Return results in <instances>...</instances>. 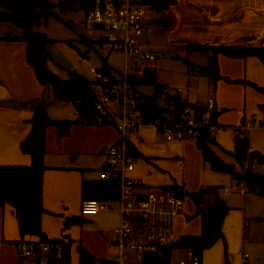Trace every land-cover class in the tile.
Returning a JSON list of instances; mask_svg holds the SVG:
<instances>
[{
  "label": "crops",
  "instance_id": "obj_1",
  "mask_svg": "<svg viewBox=\"0 0 264 264\" xmlns=\"http://www.w3.org/2000/svg\"><path fill=\"white\" fill-rule=\"evenodd\" d=\"M182 2V12L187 21L190 20L191 27H194L190 29L185 25V48L193 44L264 46V0ZM0 9L5 7L0 5ZM192 18H196V23L191 21ZM21 33V26L0 20L1 164L29 165L32 162L31 153L22 149L21 142L31 129L33 102L41 99L46 101V113L51 119L74 120L78 117L72 102L54 100L47 91L45 96V87L27 60L26 41L18 38ZM213 54L208 55L203 62H192L195 66L188 73L197 76L199 83L191 93V98L189 88H183L181 91L186 92V95L178 93L180 99L201 105L208 94H214L216 122L220 125L212 134L214 141L211 146L225 161L235 163L230 151L233 150L237 134L248 137L250 149L264 153V92L247 83L253 81L259 86L264 85L262 61L255 55L233 57L218 52L215 54V63L220 76H215L214 67L211 69V66L207 73L198 72L197 66L211 64L210 57ZM106 66L113 75L119 71L115 72L109 65ZM225 76L240 80L228 81ZM139 88L141 90V86ZM117 139L118 131L112 121H73L68 131L61 134H58V127L53 123L44 128V210L41 214V229L50 238L66 235L71 240L69 264H78V244L95 256L94 264H101V258L114 261L118 258L113 229L120 222V213L114 200L110 208L89 215L92 218L84 216L81 223L62 228L65 216L79 213L82 178L100 177L99 171L107 147ZM130 141L138 155H135L134 168L128 175L139 180L140 192L162 188L173 182L187 191H195L203 185H219V196L228 207L221 226L224 239L218 238L203 250L201 264H264L263 252L258 247L256 237L264 226V193L248 191L229 173L211 169L203 159L194 136L167 140L154 124L147 122L133 132ZM181 197L184 204L176 218L175 233L183 224L177 237L181 234H197L200 232V215L195 213L196 205L190 196L185 194ZM183 212L186 221L182 223L179 216ZM195 219L197 223H192ZM23 238L37 240L36 235L26 234ZM19 239L15 208L4 202L0 204V264H19ZM176 248L171 250L170 264H176L172 260V252ZM140 260L141 255L137 251L125 249L126 264H141Z\"/></svg>",
  "mask_w": 264,
  "mask_h": 264
},
{
  "label": "trees",
  "instance_id": "obj_2",
  "mask_svg": "<svg viewBox=\"0 0 264 264\" xmlns=\"http://www.w3.org/2000/svg\"><path fill=\"white\" fill-rule=\"evenodd\" d=\"M86 12L94 5L95 0H79ZM176 1L155 0L151 6L157 11L169 8L170 4ZM0 5L5 9H0V20H7L21 26L22 33L18 38L25 40L27 44L26 57L34 69L39 81L50 94L51 98L57 101L72 102L78 117L71 119H51L46 113V101L37 100L33 102V114L31 117V129L27 137L21 142V147L31 153L32 162L29 165L23 164H1L0 163V204L8 202L15 208L20 242H49L58 243L59 251L55 247L45 254L48 264H69V248L71 240L67 236L48 237L41 229V214L44 210L42 205V172L45 168L43 163L44 154V128L47 124H55L58 127V134L67 132L69 125L73 121L94 122L95 101L98 98L99 86L104 87L103 83L89 79L84 75L68 70L67 77L62 78L52 72L47 61L49 55L45 48L48 39L44 32L32 29L42 18L50 14H55L52 7L55 5L53 0H0ZM160 24L164 23V18L158 19ZM100 43L104 42L102 37L98 38ZM186 49H210L213 55L210 57L214 66V74L220 76L215 63V54L220 52L227 56L246 57L248 55L257 56L264 65V46L255 45H186ZM85 55V53L83 54ZM190 69L194 64L184 57ZM209 65L197 66L200 73H207ZM101 69L110 73L108 66L103 65ZM228 81L237 82L240 79L224 77ZM131 84L138 87L148 84L152 86L151 94H144L141 91L140 108L144 121L147 123L157 116L164 117L165 110L156 101V97L163 92L164 84L157 80L156 69L154 66H147L143 75L135 77L131 75L128 79ZM254 88L264 92V85L259 86L253 81H247ZM166 101L172 106V111L176 116L184 106L190 104L180 99L178 94H165ZM216 109L212 111V118L216 121ZM114 122V120H110ZM217 123V122H216ZM64 124L62 127L61 125ZM220 125L219 123H217ZM196 144L201 150L203 159L209 164L210 168L216 171L229 173L238 183L243 184L248 191H255L258 194L264 193V171L256 172L251 168L253 162L264 163V153L250 149L249 139L246 135L237 134L234 138L233 150L230 151L235 159V163L225 161L212 148L213 137L204 130H199L195 135ZM132 153L138 152L132 147ZM163 189L169 190L178 196L188 195L196 205V214L200 215V232L197 234H181L167 245H161L156 250H145L142 253L141 264H170L171 250L177 248H190L195 254L201 257L203 250L211 246L218 238L224 239L222 231V221L228 210L227 205L219 196V185L209 184L200 186L195 191L184 190L179 184L173 182L163 185ZM81 200L85 198H98L101 200H116L119 197V183L112 178H82L80 185ZM85 217L83 214H70L63 218L62 228L65 229L73 223H81ZM36 235L37 240H24V235ZM78 264H94L95 256L81 244L77 245ZM41 255L38 254L37 259ZM101 264H117L116 261L101 258Z\"/></svg>",
  "mask_w": 264,
  "mask_h": 264
},
{
  "label": "built area",
  "instance_id": "obj_3",
  "mask_svg": "<svg viewBox=\"0 0 264 264\" xmlns=\"http://www.w3.org/2000/svg\"><path fill=\"white\" fill-rule=\"evenodd\" d=\"M152 1L155 0H95L84 18L87 27L101 29L103 34L100 37L110 48L122 51L126 57L124 69L114 75L104 72L100 67L90 66L95 80L105 85H98L94 122L114 120L118 131V139L107 147L99 171L101 178L116 179L119 183V197L114 201L118 204L120 222L113 229L119 251L117 264H126L125 249H133L142 256L145 250H156L177 239L174 225L184 204L181 196L163 188L140 192L139 180L128 175L135 162L131 135L141 124L146 123L139 105L141 90L128 79L131 75L142 76L145 67L150 66L148 61L156 57L144 46V32L150 21L147 17L148 8H155L151 6ZM181 90L182 87H177L174 93H170L165 86L162 93L174 95ZM214 105L215 97L210 93L204 104L190 103L176 116L169 102V110L164 113V117L157 116L148 122L154 124L167 140L191 137L201 129L212 135L219 126L212 118ZM240 190L243 191L242 188ZM111 202L85 198L80 202L79 212L94 215L110 208ZM52 247L57 251L60 249L58 243L21 242L19 264H48L45 254ZM38 254L41 256L36 260ZM178 264H201L200 256L187 248Z\"/></svg>",
  "mask_w": 264,
  "mask_h": 264
},
{
  "label": "rangeland",
  "instance_id": "obj_4",
  "mask_svg": "<svg viewBox=\"0 0 264 264\" xmlns=\"http://www.w3.org/2000/svg\"><path fill=\"white\" fill-rule=\"evenodd\" d=\"M53 1L55 5L52 9L55 14L42 18L38 24L32 26L34 30L44 32L49 39L45 42V48L49 55L47 66L52 72L62 78H66L68 70H73L89 79L95 80L94 74L89 69L91 65L98 68L106 64L115 72L124 69L125 54L120 50L110 48L109 44L105 41L102 43L97 41L103 34V31L99 28L87 27L85 25V11L79 0ZM182 3V0L174 2L170 8L163 11L148 8L147 17H149L150 21L144 32V46L156 56L154 60L148 62L150 66L155 67L157 80L167 86L170 93H174L177 87L189 88V98H191V93L195 91L196 85L199 82L198 78H196L197 76H191L188 73L190 67L184 60V57L190 63L193 61L203 62L213 52H191L186 50L183 44V40H185L183 36L186 31L185 25L187 24L190 29L194 27H191L190 20L187 21L185 13L182 12ZM180 14H182V17H180ZM160 18H165V24L159 23L158 19ZM191 21L196 23V18H192ZM84 53L85 55H83ZM213 67L211 62V69ZM188 77H190L189 80ZM141 91L144 94H151L152 86L148 84L142 85ZM179 93L182 96L186 95L184 91H180ZM156 101L163 107H169L164 93L159 94L156 97ZM167 112L165 110V113ZM232 160L234 159L232 158ZM254 164V171H264V163L255 162ZM185 201L190 200L185 199ZM84 216L92 218L89 215ZM179 217V221L182 223L186 221L184 212ZM196 219L192 220V223ZM86 223H89V221H86ZM182 227L183 224H181ZM181 228L177 232L181 231ZM189 230H191V226H189ZM177 232L176 234L178 235ZM256 237L258 238V247L261 248L264 257V226L263 231ZM172 253V260L176 264H178L179 258L185 256L183 248H176Z\"/></svg>",
  "mask_w": 264,
  "mask_h": 264
}]
</instances>
